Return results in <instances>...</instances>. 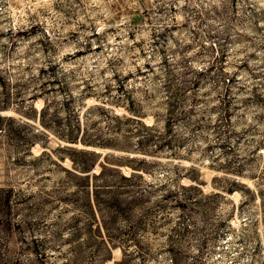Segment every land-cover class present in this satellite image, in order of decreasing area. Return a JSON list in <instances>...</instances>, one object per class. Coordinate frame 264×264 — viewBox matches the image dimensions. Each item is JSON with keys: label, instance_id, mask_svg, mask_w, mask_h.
Masks as SVG:
<instances>
[{"label": "rangeland", "instance_id": "1", "mask_svg": "<svg viewBox=\"0 0 264 264\" xmlns=\"http://www.w3.org/2000/svg\"><path fill=\"white\" fill-rule=\"evenodd\" d=\"M1 113L4 264H264V0H0ZM69 118L151 191L102 233Z\"/></svg>", "mask_w": 264, "mask_h": 264}, {"label": "trees", "instance_id": "2", "mask_svg": "<svg viewBox=\"0 0 264 264\" xmlns=\"http://www.w3.org/2000/svg\"><path fill=\"white\" fill-rule=\"evenodd\" d=\"M184 90L183 88H176L175 96H178L179 100L174 99L168 108L170 116L169 129L173 127L171 121L178 114L179 105L183 106V112L186 111L185 98L180 99ZM45 112H43L44 115L46 114ZM115 117L118 118L119 116ZM13 121V118L4 116L1 113L0 130L6 127L5 122ZM139 123L143 128L149 130L147 136L148 138L151 137L150 131L152 127L141 121ZM58 136L64 141L61 149L69 151V159L72 162V168L65 169L67 177L63 181L67 180L70 184H73L74 190L72 194L76 196L74 205L81 214H85L88 217L84 228H80L79 233L86 228L93 232L92 228L94 225L97 228L96 230L102 233L105 230H109V228L113 229L116 224L121 222L120 218L123 215L130 218L131 210L137 204H142L145 201L146 194L151 191L145 188L143 181H138L135 172L127 175L119 167L109 166L114 164L109 161L111 154L107 153L100 159L101 156L96 150L76 146L81 143L85 146L104 147L109 145V140L103 138L99 131L92 133L82 128L80 120L75 124L70 118ZM140 144L143 147L145 145L144 140H140ZM117 165L120 164L117 163ZM98 166L100 167L99 170H97ZM133 169L134 171L138 170L136 168ZM118 247L122 249L123 246ZM4 263L5 254L3 248L0 247V264ZM116 264H120V262H116Z\"/></svg>", "mask_w": 264, "mask_h": 264}]
</instances>
